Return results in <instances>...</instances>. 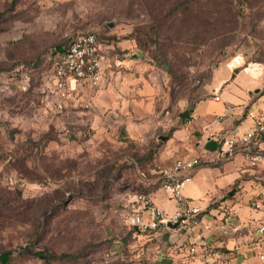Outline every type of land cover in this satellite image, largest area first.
Returning a JSON list of instances; mask_svg holds the SVG:
<instances>
[{
  "label": "rangeland",
  "instance_id": "374dc122",
  "mask_svg": "<svg viewBox=\"0 0 264 264\" xmlns=\"http://www.w3.org/2000/svg\"><path fill=\"white\" fill-rule=\"evenodd\" d=\"M87 32L139 40L170 106L212 95L227 63L255 64L264 94V0H0V250L14 264H181V234L128 223L129 194L156 183L161 140L97 133L71 98L57 108L52 52Z\"/></svg>",
  "mask_w": 264,
  "mask_h": 264
},
{
  "label": "crops",
  "instance_id": "0c3cea01",
  "mask_svg": "<svg viewBox=\"0 0 264 264\" xmlns=\"http://www.w3.org/2000/svg\"><path fill=\"white\" fill-rule=\"evenodd\" d=\"M104 52L112 67L105 73L101 86L95 88L79 82L71 97L74 105L85 108L91 128L124 142L161 140L156 153L159 168L171 166L180 157H200L201 163L185 186L184 194L206 207L209 217L221 216L224 211L232 221L250 226L243 234L246 242L255 238L254 224L260 214L250 201L253 191L264 190V167H250L241 153L227 162L212 161L218 142L210 134L244 132L252 127L248 112L262 106V79H257L247 68L236 70V66L227 63L214 74L212 95L193 104L170 106L159 74L148 68L143 52L133 40L108 44ZM257 88L259 93H251ZM216 91L220 100L213 97ZM186 112L187 117L183 116ZM261 145L264 146V140ZM157 190L150 192L153 201L166 212H172L174 207L157 197ZM231 191H234L232 195ZM194 239L192 235L181 234L180 244L175 247L179 250L180 245L186 247ZM207 239L231 257V264H264L254 246L245 245L234 253L233 239L216 233L207 235ZM179 262L182 264L181 258Z\"/></svg>",
  "mask_w": 264,
  "mask_h": 264
},
{
  "label": "built area",
  "instance_id": "2783aa9c",
  "mask_svg": "<svg viewBox=\"0 0 264 264\" xmlns=\"http://www.w3.org/2000/svg\"><path fill=\"white\" fill-rule=\"evenodd\" d=\"M107 46L96 32H87L79 34L66 47L53 69L57 108H64L79 82H87L95 88L101 86L105 73L112 67L104 52ZM23 79H29L27 73L23 75ZM213 97L220 100L217 91ZM262 102V106L248 112V117L253 122L250 129L244 132H211L210 136L218 142L212 161L227 162L241 153L250 167H264V146L261 145L264 140V99ZM200 163V157H180L171 166L159 168L156 176L158 189L162 188L174 200L175 210L168 213L153 201L150 194L133 192L128 198V223L139 232L168 230L171 234L195 237L180 255L182 264H231V257L207 239V235L211 233L233 239L235 243L231 251L234 253L240 252L248 244L256 247L259 259L264 261V190L253 191L250 205L260 212V217L254 224L255 238L246 242L243 234L250 226L232 221L224 211L221 216L209 217L206 207L184 194L185 186ZM173 224L177 226L171 227Z\"/></svg>",
  "mask_w": 264,
  "mask_h": 264
},
{
  "label": "trees",
  "instance_id": "16d2710c",
  "mask_svg": "<svg viewBox=\"0 0 264 264\" xmlns=\"http://www.w3.org/2000/svg\"><path fill=\"white\" fill-rule=\"evenodd\" d=\"M133 41L135 42L136 47L140 51H142L144 53V55L142 56V57H144L145 54H146V52H145V50L139 48V45H140L139 40H138V43H136L135 39H133ZM109 43H111V42H109ZM65 49H66V47L58 46L56 48V50L52 52V54H54L53 69H54V65L58 61V58L61 56V54H63L65 52ZM21 67H24V66L21 65ZM53 81H54V70H53ZM156 188H158L157 182L153 186H151L149 189H147L145 191V193L150 194V192H152ZM131 228L137 234L143 233V232H139V230H137L133 226H131ZM165 232L167 234H171V232L168 231V230L165 231ZM22 252L31 254V255H33L35 257H38V258L43 259V260H46V261H51V260H55V259H59V258H63V257H70L71 256L70 254H67V253L57 254V253H54V252H49L47 249H44V248L34 251L31 248H28L27 247V248H23ZM0 264H14V256H13V251L12 250H9V249L0 250Z\"/></svg>",
  "mask_w": 264,
  "mask_h": 264
},
{
  "label": "water",
  "instance_id": "95a60500",
  "mask_svg": "<svg viewBox=\"0 0 264 264\" xmlns=\"http://www.w3.org/2000/svg\"><path fill=\"white\" fill-rule=\"evenodd\" d=\"M167 68H169V66H168V65H167ZM252 92L259 93V92H260V89H259V88H257V89H255L254 91H251V93H252ZM188 114H189V113H188V112H186L185 114H183V116L187 117V116H188ZM162 139H165V137L163 136V137H162ZM233 193H234V191H231L229 194H230V195H232ZM170 226L174 228V227H176V226H177V224H173V225H170Z\"/></svg>",
  "mask_w": 264,
  "mask_h": 264
},
{
  "label": "bare ground",
  "instance_id": "6f19581e",
  "mask_svg": "<svg viewBox=\"0 0 264 264\" xmlns=\"http://www.w3.org/2000/svg\"><path fill=\"white\" fill-rule=\"evenodd\" d=\"M247 69L253 74L256 75L258 73L257 67H255V64L251 65L250 67H247ZM248 71V72H249Z\"/></svg>",
  "mask_w": 264,
  "mask_h": 264
}]
</instances>
